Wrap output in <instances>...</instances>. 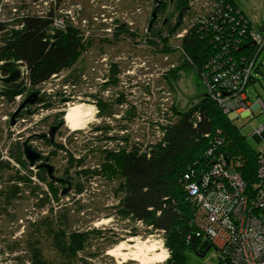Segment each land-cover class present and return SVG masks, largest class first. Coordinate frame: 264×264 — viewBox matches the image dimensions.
<instances>
[{"label":"trees","instance_id":"16d2710c","mask_svg":"<svg viewBox=\"0 0 264 264\" xmlns=\"http://www.w3.org/2000/svg\"><path fill=\"white\" fill-rule=\"evenodd\" d=\"M179 1L182 8L174 11L175 17L181 10L183 16L194 12L189 9L190 12L186 13L188 4L183 0ZM222 1L233 7L231 17L240 20V16H243L239 24L229 20L219 22L216 19L205 27L191 26L187 34L177 39L178 29L174 31L175 22L162 26L166 18L164 10L168 0H158L161 4L157 16L159 23L157 20L153 28H149L148 21L146 31L150 33L146 32L145 36L157 53L167 60L168 56L174 58L179 65L175 67L177 63L171 61L168 63L171 70L164 78L167 90L174 92V83L184 68L193 67L199 76L213 82L212 79L219 73L227 72L228 77L232 74L229 70L225 71L224 65L223 70L219 71L217 68L219 62L223 63L228 59L238 63L242 60L245 62L254 54L255 49L249 38V33L253 30L251 22L233 0ZM23 8L19 6L17 10ZM235 9L238 10V14H235ZM229 10L224 8L225 13H229ZM54 12L55 10H49L43 17L27 15L0 20V62H19L26 67L30 82L26 92L28 97L35 93L36 87L51 77L59 76L72 68L86 48L92 46V42L84 41L81 30L71 23L64 22L62 27L56 26L54 20L59 18L60 14ZM188 16L190 20V14ZM150 19L151 16L148 20ZM120 27H123V24ZM105 28L102 29L107 30ZM241 28H244L242 35L239 34ZM148 41L145 39V42ZM223 48L226 49L222 50ZM116 72V67L112 66L111 74ZM218 81L215 87L222 92L224 86ZM63 83L68 85L70 81L65 79ZM24 92L23 83L3 85L2 88V94L11 100ZM117 103L122 101L117 100ZM50 105L46 104L45 108ZM97 107L102 113H105L106 109L109 110L106 104ZM164 113L166 118L158 121L155 127V132L159 136L156 142L144 145L143 149L134 142L132 145L129 143L128 148L122 153L107 150L100 152L104 161H110L117 168L112 170L111 176H116L121 181L120 187L123 192L115 208L117 214L143 224L149 232L161 236V243L169 255L165 264H187L188 254L196 257V253L202 254L206 249H213L200 235L202 231L196 226V208L188 195L187 185L202 182L204 176L209 175L211 166L221 157L240 175L247 192L252 193L256 180L258 152L253 150L234 121L228 118L207 92L196 104L184 110L172 105L166 108ZM134 119H138V116L132 120ZM54 123L57 122L54 120L51 124ZM13 150L19 153L16 158L22 169L29 170L26 161L24 162L22 145L18 143ZM102 166L109 165L104 163ZM31 174L24 173L25 176ZM64 175L68 176L67 172ZM35 176L38 180L47 181L46 174L38 172ZM24 179L19 172L11 176L9 167L0 163V182L4 188L0 191L2 195L9 199L23 198L29 197L23 196L27 192V195L36 198L39 212L48 201L47 193L40 191L37 185H31L28 178ZM26 187L28 188L24 192ZM47 187L50 195L58 200L60 187L53 186L52 182L48 183ZM82 189L83 187L76 184L72 191L80 193ZM83 208L84 206L80 207L82 213ZM65 211L57 217L48 213L40 215L34 222L24 220L26 227L20 242H16L15 248H12L14 244L9 245L10 250L21 248L29 255L27 258L29 264H90L88 261L95 259L97 255L89 253L87 248L102 234L94 229L81 233L71 231L72 221L68 217V210ZM21 219L17 217L16 222L22 221ZM14 236L15 232L12 237ZM217 255L216 262L222 264L221 256L219 257L218 253ZM17 261H21V258H17Z\"/></svg>","mask_w":264,"mask_h":264},{"label":"rangeland","instance_id":"374dc122","mask_svg":"<svg viewBox=\"0 0 264 264\" xmlns=\"http://www.w3.org/2000/svg\"><path fill=\"white\" fill-rule=\"evenodd\" d=\"M233 1L249 19L254 29L264 26V0ZM154 3L155 0H138L137 2L132 0L131 2L126 0L0 1V20L2 21L16 17L13 8L17 9L19 6L28 8L29 14L34 11L44 14L49 9L55 10L54 14H60L59 18L64 22H69L81 30L84 41L92 42V46L86 48L72 68L50 79L43 86L46 90L44 95L47 96L48 101L46 104H51L50 107L47 110L43 107L42 111L34 113L27 123L16 128L19 131L30 125L26 132L44 133L48 127V120L45 124H41V118L44 116L48 118L51 116V119L54 116L64 122L63 117L69 106L83 104L94 107L95 115L85 129L70 132L64 127L61 130L57 137L58 151L54 150V147L46 146L37 137L33 140V146L40 152L51 151L52 165L57 168V172H67L68 176L73 178V182L83 187L80 193L70 191L66 196L59 194L58 200L54 197L48 199L45 214L52 213L57 217L59 214H64L67 209L68 217L72 221L71 231L77 233L90 232L93 229L100 231L99 234H102L100 238L95 239L87 248L89 253L97 255L95 259L88 261L90 264H139L131 260L122 263L120 259L106 254L108 249L114 248L118 243L127 242L130 238L140 241L148 239L153 243H160L166 258L160 263L153 264H165L168 259L166 247L161 245V236L149 232L143 224L117 214L115 208L123 192L120 187L121 181L116 176H111L112 170L117 168L110 161H104L100 152L107 150L122 153L128 148L129 143L132 145L134 142L143 149L144 145L156 142L159 136L155 132V127L158 121L166 118L164 113L166 108L175 105L180 110H184L196 104L206 94L204 78L190 66L180 73V77L174 83V92L167 90L164 78L171 70L168 63L169 61L177 62L168 55L167 60L166 57L157 53L145 36L148 21H150L148 20L151 12L149 9L154 7ZM138 9L140 13H137ZM194 14V12L190 13L191 18ZM121 24L123 27H120ZM190 24L189 16L184 15L174 31L178 29L176 34L183 32L187 34V27ZM193 26L197 28L195 24ZM105 27L108 31L102 29ZM171 38L170 41L174 44ZM145 39L148 42H145ZM260 62H262L259 72L261 74L255 77L256 80L252 79L255 81L245 92L248 97L247 103L252 105L253 111L248 108L247 117L233 119L242 136L256 152H260L264 146V133H254L264 124V112L258 104L255 105L258 100L264 103L263 54L259 58ZM179 64L181 65L182 62ZM112 66H115L117 70L113 75L111 74ZM178 66V63L175 64V67ZM65 79L70 81L67 83L70 87L64 95L61 87L65 85L63 83ZM117 100H121L122 103H117ZM105 104L111 111L106 109L105 113H102L97 106ZM33 106L35 109L42 107ZM240 113L242 112L238 115ZM135 116H138V119L132 120ZM0 123H3L1 119ZM17 136H15V130H9V125L3 128L0 124L2 146L7 147L12 144ZM13 154L19 156V153L13 152ZM104 163L109 166L103 167ZM19 174L27 180L28 177L24 173ZM54 176L57 175L54 174ZM40 184L45 185L43 181ZM56 185L59 187L58 184ZM37 186L41 191L43 187ZM3 189L0 183V191ZM23 196L29 197L9 199L0 192V264H29L27 261L29 255L25 254L21 248L10 250L8 246L14 244L12 248H15L16 242L21 239L26 227L24 220L28 218L34 222L40 215L45 214L38 212L36 198L25 193ZM81 206H84L82 210L84 213L80 212ZM17 217L22 218L23 222H16ZM14 232L15 236L12 237ZM19 232L22 233L19 234ZM212 250L213 252L208 253L203 259L188 254L187 264H217L218 255L214 248ZM17 258H21V261H17Z\"/></svg>","mask_w":264,"mask_h":264},{"label":"built area","instance_id":"2783aa9c","mask_svg":"<svg viewBox=\"0 0 264 264\" xmlns=\"http://www.w3.org/2000/svg\"><path fill=\"white\" fill-rule=\"evenodd\" d=\"M186 3L191 10L195 9L193 10L195 14L192 19H190L192 25L190 24L187 30L194 27L193 24H195L197 28L208 26V23L216 19L219 20V22L229 20L237 24L241 22L240 20H243L242 15L240 16V20H237L234 16L231 17V9H233V7H229L222 0H186ZM48 8H50V6H48ZM224 8H229V13H225ZM14 13L16 17H24L27 15L43 17L48 14V12L43 14V12L39 13V11H34L32 14H29L28 8H23L19 11L14 9ZM137 13H140L139 9ZM236 13L238 14L239 12L235 9V14ZM54 23L56 26L62 27L64 21L61 18H56ZM243 32L244 28H241L239 34L242 35ZM184 33L185 32L176 35V38H181L185 35ZM249 38L255 49L254 54L250 58L245 62L242 60L240 63L228 59L223 63L219 62L217 66L218 70L222 71V66L224 65L225 71L229 70L232 73L230 77H228V73L225 72L219 73L214 77L212 79L213 82L209 79L206 81V78L203 79V85H205L207 89L206 92L216 100L217 104L222 108V111L227 114L230 120L237 119L239 112H248V108H253L252 105L247 103L248 97L245 92L247 87L253 82L252 79L260 74L258 67L262 65V62L259 63V58L262 54L264 55V30L260 33L253 29L249 33ZM225 49L226 48H223L222 50ZM11 63H13L12 68L2 73L1 67L6 63L0 62V76L6 77L13 69H19L21 75L20 83L25 85V92L15 96L12 100L8 99V97L2 94L3 84L0 83V119L3 121V123L0 124L3 125V128L9 125V130H15V136L20 135L7 147L0 144V163L6 164L9 167L11 176L15 172L32 173L27 176L28 180L31 182L30 184L42 186V190L47 193V198L51 199L52 195H50L47 186L41 185L40 183L42 181L38 180L35 176L36 170L34 167H30L23 156L24 162L26 161L29 166V170H23L17 158H14L12 155L13 152H15L13 150L14 146L27 140L28 143L32 140L29 145L34 149L33 140L35 135L39 133L33 131L31 133L26 132L30 125L28 127H23L19 131L16 130V128H20L22 124L24 125L25 122L27 123L30 117L36 113L33 111L31 114H27L26 111L29 112L30 108L29 110L23 109L22 111L24 114L15 118L13 125L10 124L11 117L17 112L23 100L28 98L26 92H28L30 86L26 67L19 62ZM56 77L57 76H53L50 79ZM218 79H221V81H219L224 86L222 92L215 87ZM47 82L36 87L35 92H38L40 96L47 97L44 95L46 90L43 89V86H45ZM68 87L70 86L63 85L61 87V91L64 95ZM257 104L264 112V103L258 100L255 105ZM41 105L42 104L39 103L36 104L35 107ZM12 106L15 107L12 108ZM35 128L37 127L35 126ZM30 129L32 130L33 128ZM4 131H6V129H4ZM254 133H264V124L254 131ZM16 140L17 142H15ZM36 149L34 150L42 156H47V153H42ZM232 168L233 167L228 165L227 162L220 157L219 160L211 166L209 175L204 176L202 182L187 185L188 195L196 208L195 223L202 231L200 235L209 242L211 247L219 254V257L221 256L222 264H264V146L261 151L258 152L256 180L253 185L252 193L247 192L245 183L240 175ZM25 194L28 193L25 192ZM39 197L41 198L42 196L40 195ZM45 210L46 205L40 209L39 212L45 214ZM27 220L29 219L27 218ZM19 223H22V221H19ZM21 231L23 232V229H21ZM22 232H19V234ZM166 253L168 255L167 251ZM168 257L169 255L167 258Z\"/></svg>","mask_w":264,"mask_h":264},{"label":"bare ground","instance_id":"6f19581e","mask_svg":"<svg viewBox=\"0 0 264 264\" xmlns=\"http://www.w3.org/2000/svg\"><path fill=\"white\" fill-rule=\"evenodd\" d=\"M93 109L94 107L83 104L69 106L63 117L65 127L70 132L85 129L95 115ZM106 254L120 259L122 263L131 260L139 264H153L160 263L166 258L160 243H153L148 239L140 241L135 238H130L127 242L118 243L114 248L108 249Z\"/></svg>","mask_w":264,"mask_h":264},{"label":"flooded vegetation","instance_id":"af4514ba","mask_svg":"<svg viewBox=\"0 0 264 264\" xmlns=\"http://www.w3.org/2000/svg\"><path fill=\"white\" fill-rule=\"evenodd\" d=\"M155 2H157V4L156 3H154V7L153 8H151V9H149V11H151L150 12V16H151V14H152V12H153V10H154V8L159 4V11H160V6H161V4L160 3H158V0H155ZM186 3V2H185ZM179 8H182V6H181V4H180V1L179 0H168V2H167V4L165 5V10H164V17H166L165 19H164V22H163V24H162V26L163 27H165L169 22H170V24H171V22H173V20L175 19V18H177L176 20H174V22H175V25H174V29H176V28H178V25H179V21H180V19H182V16H183V11L181 10V11H179L178 13H177V17H175V13H174V11L176 10V9H179ZM183 9H185V7L183 8ZM189 9H191V8H189L188 6H186V9H185V11H186V13H188V12H190V10ZM158 11V12H159ZM158 12H157V16H158ZM188 14H190V13H188ZM187 14V15H188ZM156 16V20L153 22V24H152V28H153V26H154V23H156L157 22V20H158V17ZM159 21V20H158ZM169 24V25H170ZM168 26V25H167ZM150 30V29H149ZM147 32H149V31H147ZM150 33V32H149ZM148 33V34H149ZM10 68H12V66L11 67H7L6 65H4L3 67H1V72L3 73L4 71H5V69L7 70V69H10ZM8 71V70H7ZM43 99H42V102L40 103V104H42L41 106L42 107H40V109H35L34 110V106H26L25 108H23V109H26V110H29V108H30V111H29V113L26 111V113L27 114H31L33 111L34 112H39L40 110H42L43 109V107H45V105H46V103L48 102L47 101V97H42ZM8 99H9V97H8ZM27 98H25L24 100H26ZM23 100V101H24ZM22 109V110H23ZM46 110L48 109V108H45ZM20 111V113H19V115H18V117L20 116V115H23L24 113H23V111ZM17 117V118H18ZM51 117V116H50ZM48 118L47 116H44L43 118H41L42 120V122H41V124H45L46 123V121L48 120V123H49V126L47 127V130L44 132V133H40L39 132V134L38 135H35V138L37 137L38 139H39V141H41V142H43L44 144H46V146H49V147H54V150H56V148H57V137L60 135V133H61V130L65 127V124H64V122L63 121H61V120H58V119H56L57 117H54V116H52V119L51 118ZM50 119H51V121H50ZM55 120V122H57V123H54V124H51L53 121ZM61 124V126L55 131V133H54V135H53V140H50V138H49V136H48V133H49V131H50V128L51 127H56V126H58V125H60ZM32 140H30L29 141V143L31 142ZM29 143H28V145H29ZM23 143H21V145H22ZM34 149H36L35 147H34ZM37 150V149H36ZM15 153H17L16 151H15ZM13 155V157L14 158H16L17 156H14V154H12ZM47 156H44V157H48V164L50 165V166H52L53 167V177L54 178H66V177H70V176H67V175H64L65 173H61V172H57V168L55 167V166H53L52 165V159H53V156H52V154H51V151H49L47 154H46ZM43 163V161H40V162H38V163H36L35 164V166H34V169L36 170V173H41V174H46V179H47V181H43L44 183H45V185L47 186V184L48 183H53V186H57L56 184H58V183H56L54 180H52L51 178H49L48 177V175H47V172H46V170H44V169H41V170H37L36 169V166H38V165H40V164H42ZM54 174H56L57 176H54ZM71 178V177H70ZM42 181V180H41ZM74 180H73V178H71V181H70V183H71V185H70V191H72V189L74 188V186H75V182H73ZM58 186L60 187V190H59V192H58V194H57V196L59 195V194H62V190L66 187V186H63V185H61V184H58ZM48 188V187H47ZM49 190V189H48ZM213 252V250L212 249H206L202 254H197L196 253V257L197 258H199V259H203V257L204 256H206L208 253H210V252ZM218 264V263H217Z\"/></svg>","mask_w":264,"mask_h":264},{"label":"water","instance_id":"95a60500","mask_svg":"<svg viewBox=\"0 0 264 264\" xmlns=\"http://www.w3.org/2000/svg\"><path fill=\"white\" fill-rule=\"evenodd\" d=\"M158 11H159V4L154 8V10L151 14V19L149 22V28L152 26L153 22L156 20V16H157ZM5 65L7 67H11L13 65V63H6ZM20 81H21L20 71H19V69H16V68L13 69L6 77L0 76V83L3 85H15V84H19ZM42 99L43 98L40 96V94L38 92L31 94L26 100H24L22 102L18 111L11 117L10 124L11 125L14 124L15 118L18 117L20 111L23 108H25L28 105L33 106V105L39 104L42 102ZM60 126H61V124L56 126V127L50 128V131L48 133L50 140H53V135H54L55 131ZM22 148H23V156H24L25 160L27 161V163L29 164V166L34 167L36 163L43 161L42 164L36 166V169L37 170H41V169L46 170L49 178H51L52 180H54L58 184L66 186L62 190V196H66L70 192V189H71L70 188L71 178L70 177L54 178L53 177V167L48 164V157H44L41 154H39L37 151H35L30 145H28V140L22 144Z\"/></svg>","mask_w":264,"mask_h":264},{"label":"crops","instance_id":"0c3cea01","mask_svg":"<svg viewBox=\"0 0 264 264\" xmlns=\"http://www.w3.org/2000/svg\"><path fill=\"white\" fill-rule=\"evenodd\" d=\"M239 9V8H238ZM240 10V9H239ZM252 25V24H251ZM264 27H261V28H257V29H254V30H256V32H260V33H262L263 32V29ZM261 67H262V65L260 66V67H258V69H259V71H260V69H261ZM256 104V103H255ZM252 111H253V108H252ZM249 114H248V112H242V113H240L239 115H238V117H237V119L238 118H244V117H247Z\"/></svg>","mask_w":264,"mask_h":264}]
</instances>
